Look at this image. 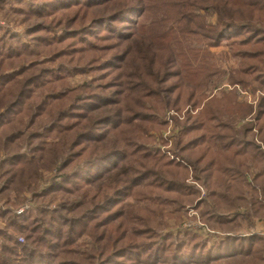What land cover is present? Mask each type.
I'll return each mask as SVG.
<instances>
[{
	"label": "trees",
	"instance_id": "trees-1",
	"mask_svg": "<svg viewBox=\"0 0 264 264\" xmlns=\"http://www.w3.org/2000/svg\"><path fill=\"white\" fill-rule=\"evenodd\" d=\"M0 13V264H264V0Z\"/></svg>",
	"mask_w": 264,
	"mask_h": 264
},
{
	"label": "rangeland",
	"instance_id": "rangeland-1",
	"mask_svg": "<svg viewBox=\"0 0 264 264\" xmlns=\"http://www.w3.org/2000/svg\"><path fill=\"white\" fill-rule=\"evenodd\" d=\"M1 15H2V14L0 13V20H3ZM5 23H6V21H5V22H0V24H5ZM10 28H11L12 30H14V29H18L19 27H16V26L10 25ZM226 50H227V49H226L225 47H221V48H217V49H212V52L218 54L219 52H221V51H226ZM214 62L217 63L222 69H224V70H226V71H229V70H231L232 68H235V67H236V60H235L234 58H232V57H229L228 59H223V58H221V59H216V58H215V59H214ZM256 96H257V93H256ZM240 97H241L242 99H244L245 101L250 102L252 96H250V94L247 93V92L245 91V93H242V94L240 95ZM241 98H240V99H241ZM201 197L203 198L204 195L201 194ZM193 213H194V212L191 211V209H190V210L188 209V215L191 216ZM257 225H258V228H259L258 231L260 232V235L264 237V221L257 223Z\"/></svg>",
	"mask_w": 264,
	"mask_h": 264
},
{
	"label": "built area",
	"instance_id": "built-area-1",
	"mask_svg": "<svg viewBox=\"0 0 264 264\" xmlns=\"http://www.w3.org/2000/svg\"><path fill=\"white\" fill-rule=\"evenodd\" d=\"M20 213H22V209H20V210L17 211V214H20Z\"/></svg>",
	"mask_w": 264,
	"mask_h": 264
}]
</instances>
